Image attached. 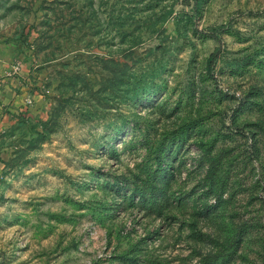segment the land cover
I'll return each mask as SVG.
<instances>
[{"label": "rangeland", "instance_id": "1", "mask_svg": "<svg viewBox=\"0 0 264 264\" xmlns=\"http://www.w3.org/2000/svg\"><path fill=\"white\" fill-rule=\"evenodd\" d=\"M192 2L0 0V264H264V0Z\"/></svg>", "mask_w": 264, "mask_h": 264}, {"label": "crops", "instance_id": "2", "mask_svg": "<svg viewBox=\"0 0 264 264\" xmlns=\"http://www.w3.org/2000/svg\"><path fill=\"white\" fill-rule=\"evenodd\" d=\"M8 53L6 46L0 43V129L9 123L13 115L8 110H14L16 104L21 100L17 94L20 87L18 78L6 70L7 60H10Z\"/></svg>", "mask_w": 264, "mask_h": 264}, {"label": "trees", "instance_id": "3", "mask_svg": "<svg viewBox=\"0 0 264 264\" xmlns=\"http://www.w3.org/2000/svg\"><path fill=\"white\" fill-rule=\"evenodd\" d=\"M184 4H189V0H182ZM194 6H195V0H193L192 4L190 5L191 9L194 10ZM208 32H206L205 36L212 38L214 40H218V35L215 31L216 27L215 26H209L208 28ZM217 50H218V45L215 46L213 48V50L209 53L208 59H207V63L208 65L211 66L212 62L216 59L217 57Z\"/></svg>", "mask_w": 264, "mask_h": 264}, {"label": "built area", "instance_id": "4", "mask_svg": "<svg viewBox=\"0 0 264 264\" xmlns=\"http://www.w3.org/2000/svg\"><path fill=\"white\" fill-rule=\"evenodd\" d=\"M11 67H12V69H11V70H13V71H14L16 68H18V65H17V64H14V65H12Z\"/></svg>", "mask_w": 264, "mask_h": 264}]
</instances>
